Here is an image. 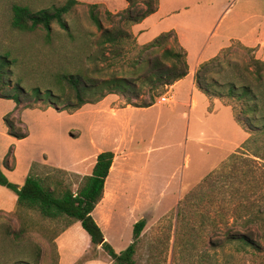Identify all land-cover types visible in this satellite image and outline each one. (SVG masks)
Listing matches in <instances>:
<instances>
[{
	"label": "rangeland",
	"instance_id": "obj_1",
	"mask_svg": "<svg viewBox=\"0 0 264 264\" xmlns=\"http://www.w3.org/2000/svg\"><path fill=\"white\" fill-rule=\"evenodd\" d=\"M137 1L145 8L142 0ZM64 3L0 0V55L11 52L10 59L16 62L10 83L0 91V166L8 180L20 186L29 176V162L42 157L52 162L59 158L80 159L89 155L93 139L98 141L100 137L99 131L119 133L113 145L129 153L128 159L121 161L129 167H122L117 158L106 198H111L113 190L118 194L105 212L103 204L93 213L106 241L117 253L129 247L134 224L145 219L136 264H264V252L254 255L252 251L238 252L234 246L217 247V240L222 239L217 216L221 193L210 190L203 198L200 192L206 177L240 151L250 137L234 119L235 101L210 98L200 91L193 94L188 78L178 89L185 106L160 102L162 97L173 95H167L168 87L155 98L158 106L142 109V103L150 102L155 92L138 82L142 88L139 100L112 96L104 89L87 97L101 101L69 111L65 110L67 104H77L78 100L66 85L54 79L56 74L67 72L81 74L90 82L119 76L135 80L145 71L134 68L141 47L172 30L191 51L216 47L206 50L213 54L221 46L230 45L231 37H241L264 23V0H161L159 11L139 26H125L116 16L127 7L126 0H79L66 16L72 36L57 24L53 25L51 40L43 30L19 33L11 28L14 4L36 12ZM92 5H97L93 10L104 29L123 27L133 35L121 55L99 44L102 32L91 19ZM167 47L177 52L182 49L173 38ZM227 48L221 51L226 64L245 68L256 58L253 49L249 51L239 42ZM162 51L155 49L148 56H159ZM216 79L221 81L222 77ZM18 84L26 91L19 106L15 99L3 98L15 93L12 89ZM35 87L43 92L51 89L60 99L37 100L31 95ZM191 95L196 98V110L188 108ZM110 96L113 99L102 106ZM26 104L32 109L24 108ZM186 113L190 117L187 114L186 118ZM7 114L16 119L27 138L17 140L8 135L4 123ZM120 114L123 117L119 118ZM31 173L45 178L58 195L65 190L76 192L85 177L47 165L31 167ZM192 194L195 197L184 207L186 197ZM180 205L185 208L182 216L178 213ZM22 263L113 264L105 251L90 244L80 223L67 217L45 219L35 210H17L16 195L0 186V264Z\"/></svg>",
	"mask_w": 264,
	"mask_h": 264
},
{
	"label": "trees",
	"instance_id": "obj_2",
	"mask_svg": "<svg viewBox=\"0 0 264 264\" xmlns=\"http://www.w3.org/2000/svg\"><path fill=\"white\" fill-rule=\"evenodd\" d=\"M159 2L160 0H142L145 8H141L137 0H126L127 7L116 16L120 17L125 26H134L156 13ZM78 4L79 0H65L62 6L36 12L28 6L14 4L11 9V28L19 33L43 30L46 32L47 39L51 40L53 25L57 24L69 36H72L66 16ZM95 7L97 5L91 7V19L102 32L99 44L110 46L116 56L121 55L125 44L132 39L133 35L123 27L104 29L100 18L93 10ZM172 38L177 42V36L173 31L162 33L141 47L138 59L134 62V68H143L145 71L135 80L119 76L101 82H90L81 74L67 72L56 74L55 83L66 85L78 100L77 104H67L65 110L78 111L87 104L101 101L99 98L95 101L87 100V97L91 93L95 94L96 91L104 89L108 90V94L122 96L128 101L139 100L142 97V88L137 84L138 82H141L142 87L149 86L155 92L151 101L143 102L140 107L149 108L155 105L154 100L161 91L189 74L186 51L181 49L177 52L167 47ZM161 48H163L161 55L148 56L150 51ZM221 57L220 53L198 67L195 74L196 87L207 97L235 101L237 106L234 119L250 137L240 151L232 154L220 169L206 177L200 186V192L204 195L203 198L210 190L212 193L215 191L221 193L219 201L221 204L219 203L217 216L222 239L217 240V247L225 249L228 246H234L238 252L252 251L254 255H258L264 252V60L253 57L250 65L242 68L238 64L230 62L226 64ZM10 58L11 52L0 55V91L7 87L13 74L11 69L16 62ZM216 76H221L222 80L219 81ZM12 90L16 92L3 98L15 99L18 106L22 105L21 96L26 95V91L22 90L19 84ZM31 93L37 100L60 99L51 89L43 92L40 87H35ZM24 108L32 109V105L26 104ZM4 123L10 137L17 140L28 137L23 129L17 126L16 119L12 118L11 114L4 117ZM114 157V153L110 151L99 154L92 174L83 178L84 183L76 192L65 190L58 195L47 184L45 178L33 173L29 174L22 186H19L8 180L1 166L0 186L6 187L16 195L17 210H35L49 220L67 217L75 223L79 222L88 233L91 245L105 251L113 264H136L137 244L146 227V220L141 219L134 224L133 242L127 249L117 253L105 240L100 225L93 217L94 210L103 199L106 179L112 168ZM4 166L8 169L7 164ZM35 166L40 164L35 163L32 167ZM193 197H195L193 194L186 197L184 207L191 203ZM178 213L180 216L184 215L185 208H181L180 205ZM207 219L209 218H205L204 221Z\"/></svg>",
	"mask_w": 264,
	"mask_h": 264
},
{
	"label": "crops",
	"instance_id": "obj_3",
	"mask_svg": "<svg viewBox=\"0 0 264 264\" xmlns=\"http://www.w3.org/2000/svg\"><path fill=\"white\" fill-rule=\"evenodd\" d=\"M160 3H161V0H160L159 4ZM158 11H159V6H158L157 12ZM156 13H154V14H156ZM134 26H136V25H134ZM137 26H139V24ZM168 32H170V31H168ZM164 33H166V32H164ZM175 34H176L177 39H178V41L180 43V48L184 49L186 51V53H187V62H188V66H189V74L184 79H182V80L178 81L177 83H175L174 85L170 86V92H168V94H170L171 92L173 93V95L169 96L170 103L174 102L173 105L183 104L185 106V103L183 102V100L179 96V93H178L179 90L178 89H179V87L183 84V82L186 79H188V78L191 79V85H192L193 94L199 92V90L197 89L196 84H195V74H196V71H197L198 67L202 63L207 62V61L217 57L221 53L222 50H224L227 47H230L233 42H239L244 47H246L248 49H253L254 53L256 55V58L260 59V60H264V23L257 25L255 28L251 29L245 35H243L241 37H231L228 40L230 45H228L227 47L221 46L218 50L213 52V54L211 52H206V50L208 48H206L204 50V52H202V48L199 49V50H195V52L191 51L189 48H186V45L184 44L181 36L178 33H175ZM146 44H148V43H146ZM215 48L211 47V48L208 49V51L209 50L213 51V50H215ZM180 93H183V92L181 91ZM111 95L113 96V94H111ZM112 99L113 98L111 96L110 97H106L104 99V102L102 103V106H104L106 104V102H109ZM195 100H196V98L193 95H191L190 102L188 103V108H190L191 110H196L195 108H193ZM217 103H220V102L218 101ZM156 106H158V105L155 104V105H153L152 107H149V108H153V107H156ZM142 109H148V108H142ZM187 114L188 113L185 114L186 118H187ZM121 117H123L122 114H120L119 118H121ZM188 117H190L189 114H188ZM98 135H100V137L98 136L99 137L98 141L93 139V141H92V150H91V152H89V155H87L86 157H83V158H80V159L79 158H76V159L59 158V159H56L55 162L49 161L48 159L44 160L43 157H42L40 160L31 161V162L28 163L29 174H30V170H31V167L33 166V164L38 163L40 165H47L49 167L56 168V169H59V170H62V171L75 173V174H78V175L81 174V175L89 176L93 172V168H94V166H95V164L97 162V158H98L99 154H101L103 152H108V151L114 153L115 157H114L113 165L117 161V158L120 157L119 161H120L121 166L124 167V168L129 167L128 163H125V162L121 163L122 158L125 159V160L128 159V154L129 153L127 151H125V150L123 152H120V151H118L119 148H115L114 145H113L114 139L117 138L119 133H111L108 130H102V131L98 132ZM120 153H122V154H120ZM113 165H112V167H113ZM110 173H111V170H110ZM110 173H109L108 178L106 179L103 199L97 205L96 209L93 212L94 214L97 212L98 207L102 206L103 204H104V209H103L104 211L103 212H105V209H107L109 206L112 205L113 200L116 198V194H118L115 190H113L111 192V195H112L111 198L110 199L106 198L107 197V185H108V182H109V179H110ZM22 185H20V186H22ZM77 223H79V222H77ZM102 223H104V222L102 221ZM104 225H106V224L104 223ZM105 240H107V237H105ZM90 244H91V240H90Z\"/></svg>",
	"mask_w": 264,
	"mask_h": 264
},
{
	"label": "built area",
	"instance_id": "obj_4",
	"mask_svg": "<svg viewBox=\"0 0 264 264\" xmlns=\"http://www.w3.org/2000/svg\"><path fill=\"white\" fill-rule=\"evenodd\" d=\"M167 94H168V93H167ZM160 102H161L162 104L170 103V99H169V97L164 96V97H162V98L160 99Z\"/></svg>",
	"mask_w": 264,
	"mask_h": 264
}]
</instances>
